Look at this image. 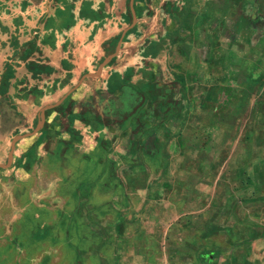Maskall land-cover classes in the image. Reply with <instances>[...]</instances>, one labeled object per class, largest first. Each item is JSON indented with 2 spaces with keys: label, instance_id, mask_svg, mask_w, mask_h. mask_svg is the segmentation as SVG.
<instances>
[{
  "label": "crops",
  "instance_id": "obj_1",
  "mask_svg": "<svg viewBox=\"0 0 264 264\" xmlns=\"http://www.w3.org/2000/svg\"><path fill=\"white\" fill-rule=\"evenodd\" d=\"M263 7L134 0L137 22L118 54L59 112L46 110L55 145L15 147L3 169L20 179L3 181L4 212L21 209L24 223L29 208L39 240L66 235L70 264H264V146L253 136L233 146L241 100L208 95L253 83L240 88L237 76L253 74ZM131 23L130 0H0V76L23 98L55 90L60 99L99 70ZM0 237L1 248L12 245Z\"/></svg>",
  "mask_w": 264,
  "mask_h": 264
},
{
  "label": "rangeland",
  "instance_id": "obj_2",
  "mask_svg": "<svg viewBox=\"0 0 264 264\" xmlns=\"http://www.w3.org/2000/svg\"><path fill=\"white\" fill-rule=\"evenodd\" d=\"M254 15V33L252 35L254 51L253 58L248 60V64H252L253 66V74L246 75L239 73L237 76L239 77L237 81H239V79L243 81L241 82L242 87L240 88H245L247 77L251 78L253 83L247 85V91L238 89L225 93L223 90L221 92L218 87H212L208 92L211 98L220 95L219 99L222 101L229 99L228 97L230 96H237L241 100L239 101L240 106L237 107L236 112L238 116H241L238 123V139L236 138L233 143V140L228 137V139L224 141L227 147L232 145V143L234 146L240 139H242L241 142L244 143V139L247 136H253L255 139V146H264V43H261V41H264V7L262 10L259 9V11H254ZM245 62L241 61L238 65L244 67L246 65ZM244 69L245 71L249 70L248 68ZM221 70L224 72V69ZM238 72H240V70ZM10 76L9 74L0 76V164H6L8 162V154L11 149L13 138L16 135L34 130L40 119L39 114L41 108L47 104L57 102L59 99H52L55 90L43 91L44 93L39 94L42 95V97L25 93L23 98L18 92H11L9 90L8 79ZM221 78L225 79L223 76H221L220 79ZM233 79L235 80L234 77ZM226 80H228V78ZM229 86L232 85L228 84L227 87ZM209 109L211 113L213 108ZM59 110L60 107H55L52 110H48L47 115L52 116L55 112H59ZM220 112L222 114L227 113L226 107L220 108ZM229 113L228 111V114ZM46 126L40 129V133H37L38 135L36 134L33 137L19 140L16 147L18 149L24 147L25 142L29 144L27 149L30 150L38 146H43L42 148L53 147L55 145V139L50 138L48 135L49 132L46 133ZM195 144L197 145V143ZM56 145L61 144L57 143ZM238 145L240 144L238 143ZM20 154L21 153L17 155V166L21 163L18 162V160L21 159ZM28 161H26V164L22 165L24 169L27 167ZM52 171L53 170H51V172ZM5 172H9V175H5ZM16 173V171L11 172V170L7 171L6 169L0 168V233L5 234V232H7L8 238L13 236L12 245L8 247L1 248L0 242V264H70L72 255L70 250H68V246L65 245L66 240H68L66 235L62 234L61 239L56 240V245H53L54 241L50 234L46 235L45 239L39 240L36 233L39 223L37 224L36 219H32L33 215H30L28 212L29 208H27L24 215V223L20 220L23 216L21 209H15V211H17L15 213L13 211L8 213L4 212L6 204L4 203L5 199H2V197L8 194L7 190H11V186L4 185L3 181H5V179H11L12 177L15 180L20 179V176ZM41 173L42 172H40V174ZM26 174L25 171V175ZM97 176L98 171L95 170L93 171V176L89 178L95 180ZM17 187L18 186H16V188ZM81 190L84 189L82 188ZM21 191V187L14 190L15 194H17V192L20 194ZM73 205L74 204H72V207ZM62 206L63 208L66 207V210H70L71 204L68 202L67 204H62ZM62 226H64V223H62Z\"/></svg>",
  "mask_w": 264,
  "mask_h": 264
},
{
  "label": "water",
  "instance_id": "obj_3",
  "mask_svg": "<svg viewBox=\"0 0 264 264\" xmlns=\"http://www.w3.org/2000/svg\"><path fill=\"white\" fill-rule=\"evenodd\" d=\"M130 10H131V14H132V23L126 27L122 33H121V36L116 44V48L114 50V52H112L111 54H109L107 57H105L103 59V61L101 62L100 66H99V70L96 72V73H86L84 74L78 84H76L75 86H73L64 96H62L57 102L55 103H52V104H48L44 107L41 108L40 110V119H39V122L37 124V126L35 127L34 130H32L31 132H27V133H24V134H19V135H16L12 142H11V149H10V152L8 154V162L6 164H0V168H7L11 165V163L13 162V152L15 150V147H16V143L18 140L22 139V138H26V137H30V136H33L35 133H37L43 126L44 122H45V113H46V110L48 109H52V108H55L57 106H59L65 99L66 97L71 93L73 92L82 82L83 80L88 77V76H98L101 74V71L103 69V67L108 64L110 62V60L115 57L118 52L120 51V48H121V43L123 41V38L125 36V34L135 26L136 22H137V16H136V12H135V9H134V0H130Z\"/></svg>",
  "mask_w": 264,
  "mask_h": 264
},
{
  "label": "trees",
  "instance_id": "obj_4",
  "mask_svg": "<svg viewBox=\"0 0 264 264\" xmlns=\"http://www.w3.org/2000/svg\"><path fill=\"white\" fill-rule=\"evenodd\" d=\"M6 91V90H5ZM5 91H2V92H5Z\"/></svg>",
  "mask_w": 264,
  "mask_h": 264
}]
</instances>
